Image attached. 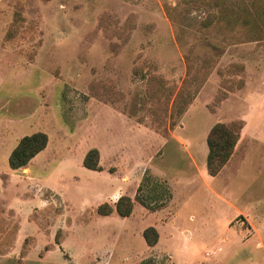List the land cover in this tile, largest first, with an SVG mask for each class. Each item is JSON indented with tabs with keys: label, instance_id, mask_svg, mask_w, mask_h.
Instances as JSON below:
<instances>
[{
	"label": "rangeland",
	"instance_id": "obj_1",
	"mask_svg": "<svg viewBox=\"0 0 264 264\" xmlns=\"http://www.w3.org/2000/svg\"><path fill=\"white\" fill-rule=\"evenodd\" d=\"M159 79L192 99L173 122ZM217 123L242 129L210 177ZM145 174L164 208L96 213ZM0 264H264V0H0Z\"/></svg>",
	"mask_w": 264,
	"mask_h": 264
},
{
	"label": "trees",
	"instance_id": "obj_2",
	"mask_svg": "<svg viewBox=\"0 0 264 264\" xmlns=\"http://www.w3.org/2000/svg\"><path fill=\"white\" fill-rule=\"evenodd\" d=\"M158 88L167 94L166 104L170 105L169 119L173 122L174 116L181 115L191 103V97L184 87L176 93L170 88H165V83L159 79ZM173 96V98H172ZM241 124L217 123L211 127L206 137L207 155L205 160L206 172L210 177H215L230 160L240 137ZM48 144V137L43 132H36L22 137L11 150L7 163L12 171H19ZM82 166L90 171L100 172L99 153L96 148L89 149L82 160ZM172 199V192L166 181L160 180L151 174H145L137 189L134 199L120 196L113 206L103 203L97 207L96 213L106 217L115 213L120 218H128L133 210L134 202L149 212H157L164 208ZM142 238L148 247H153L158 242V232L153 227H148L142 232Z\"/></svg>",
	"mask_w": 264,
	"mask_h": 264
}]
</instances>
